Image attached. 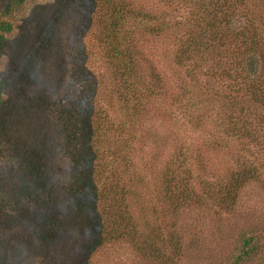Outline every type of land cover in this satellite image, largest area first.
Wrapping results in <instances>:
<instances>
[{"label": "rangeland", "instance_id": "374dc122", "mask_svg": "<svg viewBox=\"0 0 264 264\" xmlns=\"http://www.w3.org/2000/svg\"><path fill=\"white\" fill-rule=\"evenodd\" d=\"M14 1L0 0V19L12 24L11 31L5 34L0 59V83L7 85L4 94L0 91V116L4 122L0 125V264H77L79 260L87 264H152L138 254L129 239H106L98 244L72 231L66 239L39 241L32 234L34 208L46 197V191L34 188L33 194L26 195L27 188L35 186L26 171L25 158L30 156V150L41 153L47 148L55 155L50 157L45 152L51 159L49 165L63 168L73 163L74 134L69 125L64 128V122L71 116H88L89 121L98 112L105 115L100 123L107 135L105 145L111 144L116 151L110 156L104 154L115 160V171L123 170L125 184L136 178V173L153 170L149 163L159 156L156 175L173 172L175 180L180 167L189 168L195 184L198 179L212 181L234 165V155L240 150L248 160L261 163L260 176L244 184L237 203L229 211H221L212 203L197 208L186 206L178 215L164 213L163 222L174 227L176 245L183 244L182 256L175 257L170 264H233L239 237L249 230L259 236L263 247L242 264H264V129L261 127L259 140L255 141L246 132L232 133V121L240 108L249 111L248 121L264 119V70L257 71V77L250 74L245 80L235 79V74L251 71L250 59H246V54L253 53L246 52L252 41L249 32L259 35L254 57L261 69L264 16L245 24L243 18L232 19L228 28L232 41L228 40L225 46L229 45L227 55L231 62L219 64L208 53L202 59L183 58L180 40L186 30L173 31L171 27V34L157 39L153 37L154 31L145 35L135 28L138 24L134 17L108 38L103 26L89 18L88 8L95 5L93 0L87 4L86 0H22L20 4ZM133 3L137 9L141 5L156 12L163 18L159 22L166 21L168 25L178 21L183 24L189 13L186 8L177 10L174 0ZM243 26L247 27L246 35L235 37L232 28L240 30ZM116 37L123 52L127 46L132 49L136 56L131 57L138 59L141 68L137 71L141 79L128 72L126 81L120 83L126 88L121 94L136 91V96L139 90L146 91L150 98L142 102L129 101L124 96L125 103L119 98ZM252 88L258 92L259 100L250 95L243 97L244 101L236 99L237 92ZM130 111L136 114L133 120L141 122L135 138L121 122L125 112ZM248 127L253 129L249 124ZM227 137L230 144L217 152L212 140L218 143ZM202 148L203 162L198 159ZM133 151L137 154L134 159L129 155ZM122 184L119 179L112 180L117 188L116 201ZM201 186L199 183L197 188ZM88 243L98 245L93 254L82 259L81 248Z\"/></svg>", "mask_w": 264, "mask_h": 264}, {"label": "trees", "instance_id": "16d2710c", "mask_svg": "<svg viewBox=\"0 0 264 264\" xmlns=\"http://www.w3.org/2000/svg\"><path fill=\"white\" fill-rule=\"evenodd\" d=\"M88 1L90 0H86L85 3L87 4ZM93 1L95 2V5L91 6L93 8H88L91 10L88 13L89 18L91 17L90 19H94L103 26V31L108 34V38L112 37L113 34L115 35L124 25L127 26V19L134 17L137 18L138 24L135 28L142 30L145 35L154 31L155 36L153 37H157V39H160L164 34L165 36L171 34L172 30H186L185 35L180 40L183 58L202 59L204 53H208L215 56L219 64L231 62L228 60L229 55H227L229 45L228 48L225 46L228 44V40L232 41L229 39L230 33L228 31L232 19L243 18L245 24L264 16V0H174L177 4V10L186 8L189 13L183 24L178 21L173 25H168L166 21L159 22L163 18L156 12L145 9L141 5L138 9L135 8L133 0ZM14 3L20 4L22 0H15ZM7 12H9V8H7ZM163 23L169 29H165ZM171 27L172 30H170ZM11 29V22L0 19V59L5 34ZM232 29L237 38L246 35L247 27L240 30ZM249 36L252 37V41L249 42L248 46L250 45V47L247 48L246 52L253 51V53L251 55L246 54V59H250L248 64L251 71H247L249 74L245 72L244 74L242 72L238 75L235 74V79L245 80L250 74L257 77V71L264 70V60L261 62V69L259 70L260 66L254 57L257 54L256 45H258L259 35L249 32ZM260 37L262 39V35ZM115 41L114 55L117 57L118 78L116 83L119 84L117 85L120 100L125 102L124 96H128L129 101L137 100V102L150 98L148 93L143 90H139L140 92L136 96V91H130L129 95L122 96L121 92L126 88L120 86V83L126 81L125 76L128 75V72L135 74L136 77L140 76L141 79V75L137 73V71L140 72L139 69L141 68L138 66V59L131 57L132 55L136 56L132 49L130 50L127 46V51L123 52L118 37L115 38ZM130 41L133 43V40ZM6 87V82L0 83L2 93ZM2 93L0 92V103ZM236 94L238 101H244L243 97L249 95L254 100L260 99L255 88L248 91L243 89V93L237 92ZM262 97L264 99V94ZM125 105L128 108L129 104ZM233 113L231 112L230 115ZM66 114H69L68 111ZM237 114L239 115L232 121V125H234L232 133L237 135L240 130L243 134L246 132L247 135L253 137L252 140H259L258 134H261V127L264 129V119L261 122L260 119L256 120V117L255 119L250 118L253 120L248 121L246 118L249 111H243V108H240V112ZM100 115L102 114L99 112L93 113L92 120L89 121L86 120L88 116H82V118L71 116L72 119L64 122V128L66 124L69 125L70 132L73 131L74 134L72 138L76 152H72L73 163L63 168L49 165L48 161L51 160L49 156L55 155L47 148L41 153L30 150V156L25 158L29 164L25 166L27 167L26 171L30 174L31 184L35 186L27 188L26 195L30 192V195L33 194L31 189L34 188L36 190L41 189V191L45 189L46 191V197L38 201L34 208L36 219H34L32 234L39 241L66 239L67 234L72 231H77L84 239H88L90 242H98V244H101L99 243L101 240L106 239H129L130 244L134 246L138 254L147 261H151L152 264H170L173 263L175 257L182 256L183 244L178 243L176 245L178 238L175 235V229L164 224V213L173 215L177 213L178 215L186 206L197 208L198 206H206L207 203L217 205L221 211H229L237 203L239 192L244 184L261 174V163L257 165L256 160H248L240 150L239 154L234 155V165L218 173L212 181L198 179V184H195L193 182L194 174L191 170L182 167L176 171L175 180L172 171H169L172 172L169 174L166 171L164 175L160 173L158 176L155 169L157 161L160 159L159 156V158L154 157L155 159L149 163L153 170L149 169L147 173L145 171L136 173L135 176L138 180L133 177L127 180L128 182L125 184L126 179L123 177V170L117 172L113 167L115 164L114 157H112L114 161H111L104 154L107 152L110 156L116 151L111 144L105 145L104 139L107 135L103 133L100 127V123L105 120V115H102L104 118H101ZM135 115L134 111H130V114L125 112L124 121H121L124 130L129 135L133 134V138L136 137L141 125L140 121L133 120ZM168 115L172 116L170 113ZM169 121L171 123V120ZM258 121L260 124L257 123ZM1 122L3 125L4 122L0 116V125ZM248 124L253 129L250 130ZM262 137L264 140V132ZM227 138L223 141L218 140V143L213 139L214 148H217L214 150L223 151V148L230 144V139ZM201 153H203V148L199 150L198 154V159L203 162L204 157ZM129 155H132V159H134L137 154L133 151ZM130 161L132 160H129V165L131 164ZM167 170H170V167H167ZM180 171H182L181 176ZM114 178L123 182L122 187L119 188L117 201L115 200L117 188L112 185ZM199 183H202L200 189L197 188ZM102 225L106 226L105 229L100 228ZM124 241L121 240L120 242L123 243ZM239 242V250L233 264L246 262L249 257L258 253L259 248L263 247L259 236L253 230L242 232ZM96 246L91 243H88L86 247L83 246V249L81 248L83 254L79 255L80 258H88V254H93ZM84 261L79 260L77 264H87Z\"/></svg>", "mask_w": 264, "mask_h": 264}]
</instances>
